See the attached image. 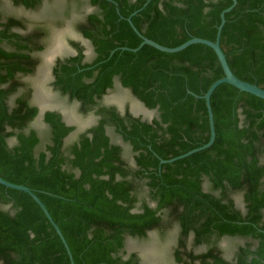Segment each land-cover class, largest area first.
<instances>
[{
	"label": "trees",
	"instance_id": "obj_1",
	"mask_svg": "<svg viewBox=\"0 0 264 264\" xmlns=\"http://www.w3.org/2000/svg\"><path fill=\"white\" fill-rule=\"evenodd\" d=\"M10 1L26 9L42 3ZM86 3L93 10L76 29L90 40L94 56L83 61V48L71 40L78 53L56 62L52 84L79 101L80 110L95 109L102 117L77 142L63 147L73 127L59 113L46 111L51 138L39 150V137L30 127L38 108L20 76L37 69L36 53L45 47L47 30L44 25L29 28L26 19L0 12V177L28 187L42 201L74 264H138L135 253L124 257V237L145 238L148 231L170 229L176 242L173 264H264V100L228 83L218 85L210 98L212 144L161 163L208 141L200 96L223 76L221 66L214 51L199 43L172 53L146 44L136 52L121 49L141 42L128 17L143 36L164 46L195 36L214 40L220 13L232 1ZM224 17L220 46L229 67L238 78L264 87V0H236ZM116 80L156 111L151 122L102 104ZM106 125L129 142L135 165L129 166L121 147L109 142ZM235 195L241 196L244 211L236 206ZM225 234L250 237L257 245L246 241L238 246L230 262L215 244ZM205 242L210 245L206 252L194 254V245ZM0 264H71L37 202L2 184Z\"/></svg>",
	"mask_w": 264,
	"mask_h": 264
},
{
	"label": "rangeland",
	"instance_id": "obj_2",
	"mask_svg": "<svg viewBox=\"0 0 264 264\" xmlns=\"http://www.w3.org/2000/svg\"><path fill=\"white\" fill-rule=\"evenodd\" d=\"M42 0V3L34 9H26L20 5H14L10 0H0V12L4 15H12L24 18L28 21L29 28H34L38 25H44L47 30V36L44 40L45 47L42 51L37 52L36 56L40 59V65L34 73L26 76H20V80L29 88H31L30 100L33 104L43 108H53L60 110L68 123H79L87 125L91 122V118H84L80 113L79 107L76 103L71 102L66 97L60 96L52 91L50 86V64L56 54L69 53L67 48V40L76 37L78 31L76 23L88 11L93 10L86 0ZM85 1V2H84ZM80 4V5H79ZM68 12L69 16H66ZM60 23V24H59ZM62 45V46H61ZM61 46V47H60ZM85 59L90 61L93 57V52L87 46ZM102 102L108 104H117L119 106H129L132 112L136 114L143 113L145 116H151L152 111L147 110L142 103L130 94L127 89H124L116 80L112 89H110L102 98ZM82 117V118H81ZM31 127L36 129L40 136V144L37 149H41L47 140V131L43 127L41 120L37 117L31 122ZM79 129H76L67 138V142L71 140ZM111 135V133H110ZM114 140L117 137L112 136ZM13 138L8 139V143L12 144ZM126 157L131 156V151L127 147ZM236 203L241 206L242 199L240 195H235ZM172 229L165 233L151 232L144 239H127L125 248L127 251H134L144 259L150 256H160L166 258L165 262H171V249L173 247L171 242ZM240 239L229 238L221 242L224 253L229 257L233 254L234 248L240 243ZM200 251V249H196ZM169 262V263H170Z\"/></svg>",
	"mask_w": 264,
	"mask_h": 264
},
{
	"label": "flooded vegetation",
	"instance_id": "obj_3",
	"mask_svg": "<svg viewBox=\"0 0 264 264\" xmlns=\"http://www.w3.org/2000/svg\"><path fill=\"white\" fill-rule=\"evenodd\" d=\"M88 12H90V11H88ZM71 40H73L74 42H76L77 43V46L78 47H81V48H83V50H82V53H83V55H84V58H83V61H87L86 59H85V54H86V48H87V46L88 47H90L91 48V50H92V52H93V46H92V43L90 42V40H88L87 38H85L79 31H78V34H77V36L76 37H72V38H70V39H68L67 40V48L68 49H70L69 50V53L67 54V55H65V54H56L55 56H54V58H53V60H52V62H51V64H50V75H49V81L48 82H50V86L52 87V91L53 92H55L56 94H58V95H60V96H63V97H66L67 99H68V96L67 95H63L61 92H60V90L57 88V87H55L53 84H52V82H53V80H54V75H53V71H52V69H53V67L55 66V64H56V62L58 61V60H62V59H64V58H66V57H69V56H74V55H76L77 53H78V48H77V46H74L73 44H71ZM62 46V45H61ZM60 46V47H61ZM42 51V50H41ZM93 56H94V52H93ZM93 58V57H92ZM92 60V59H91ZM90 60V61H91ZM82 61V62H83ZM39 65H40V63H39ZM38 65V66H39ZM38 68V67H37ZM115 83V82H114ZM120 84V83H119ZM113 86H114V84H113ZM124 89H126V88H124ZM110 89H108L107 90V92L109 91ZM128 90V89H127ZM21 92V89H19V91H18V94ZM105 95H103L102 96V98L104 97ZM136 99V101H139L137 98H135ZM70 100V99H69ZM71 102H73V103H76L77 105H78V107H80V102L79 101H77V100H70ZM140 102V101H139ZM32 103V102H31ZM140 103H142V102H140ZM33 104V103H32ZM102 104L103 105H106V106H113V107H115V110H116V112L118 113V114H120V115H124V114H126V113H128V114H130V115H132V116H135V117H141V119L142 120H147L148 122H151L152 121V119H153V117L154 116H156V111H154V110H151V109H148L146 106H144L147 110H150V111H152L153 113H152V115L151 116H145L143 113H140V114H136V113H134V112H132V110L129 108V106H127V105H125V106H119V105H117V104H108V103H104V102H102ZM33 105H35V104H33ZM142 105H144L143 103H142ZM35 106H37V105H35ZM37 108H38V112H37V114L34 116V118H33V120H35L37 117H39L40 118V120H41V123H42V125H43V127H45V130L47 131V142L46 143H48V142H50V138H51V135L49 134L50 133V126H49V124L48 123H46V122H44V119H43V117H44V113L46 112V111H55V112H57V113H59L60 114V119H61V121L62 122H64L65 123V125H67V126H72L73 127V129L66 135V136H64L63 137V147H67L68 145H71V144H73L74 142H77L78 140H79V137H80V134L81 133H83V132H85V131H87L88 129H90L92 126H94V125H96L97 124V122H98V120L99 119H101V117L102 116H100L99 114H96L94 111H95V109H85V110H80V113L83 115L82 117H84V118H91V122L90 123H88L87 125H83V124H81V127H79L77 124H79V123H77V121H76V123H68L66 120H65V117H64V114L60 111V110H58V109H53V108H43V110H42V112H40V107L39 106H37ZM81 117V118H82ZM32 120V121H33ZM31 121V122H32ZM31 124V123H30ZM80 125V124H79ZM30 127H31V125H30ZM32 128V127H31ZM34 129V128H33ZM76 129H79L78 131H77V133L75 134V136H73L72 138H71V140L69 141V142H67V138L71 135V133H73ZM34 130H36V129H34ZM36 132H37V130H36ZM105 132H106V135L109 137V142L110 143H113V144H117V145H119L120 147H121V156H122V158L124 159V160H126L127 161V164L129 165V166H133V165H135V162H134V160H133V152H132V147H131V145L129 144V142H127V141H124L123 139H122V137L119 135V134H117L116 132H115V130H114V128L111 126V125H106L105 126ZM110 133H111V135H110ZM37 136L39 137V144H40V136H39V134H38V132H37ZM112 136H115V137H117L118 138V140H114L113 139V137ZM46 143H44V145L46 144ZM38 144V145H39ZM37 145V146H38ZM43 145V146H44ZM129 148V150L131 151L130 153H131V156L128 158V157H126V148ZM37 148V147H36ZM66 152V154H67V150L65 151ZM203 187L206 189L207 187H208V182L207 181H205L204 182V184H203ZM242 199V198H241ZM235 202H236V200H235ZM151 205L152 206H155V203H153V202H151ZM236 206L238 207V208H240L241 210H243L244 211V203H243V201H242V205L241 206H239L237 203H236ZM132 211H138V209H133ZM262 223H264V211H263V217H262ZM176 227V226H175ZM151 232H154V230H152V231H148L147 232V236L149 235V233H151ZM174 235H175V231L174 232H172L171 233V242H172V245L174 246L175 244H176V242H175V240L173 239L174 238ZM146 236V237H147ZM145 237V238H146ZM144 239V237H137V236H131V235H126L125 237H124V252H125V254H124V257L126 258V257H128L131 253H135V259L137 260V262H138V264H173L174 263V258H173V256H172V249H171V256H172V261L169 263V262H165V259L166 258H162V257H160V256H157V255H154V256H150V257H145L144 259H142V257L139 255V253H137V252H134V251H127V249L125 248V244H126V241H127V239ZM229 238H236V239H240L241 241H240V243L239 244H237L236 245V247L234 248V251H233V254L231 255V256H227L225 253H224V251H223V249H222V246H221V242H222V240H224V239H229ZM190 239H192V234H191V236H190ZM246 241H249V242H253V244H254V246L255 245H257V241L256 240H252V238H250V237H243V236H233V235H228V234H225V235H221L220 237H219V240L215 243L216 244V247H217V249L220 251V256L223 258V259H226V260H229L230 262H233V261H235L236 260V252H237V250H238V246H244V244H245V242ZM190 242H192V241H190ZM193 243V242H192ZM212 245H213V243L211 244V247H212ZM210 245H208L206 242L205 243H199V244H196V245H194V254H203V253H205L206 252V250L208 249V247H209ZM254 247H252V249H253ZM196 249H200V251H197ZM196 264H199L198 262H196Z\"/></svg>",
	"mask_w": 264,
	"mask_h": 264
},
{
	"label": "water",
	"instance_id": "obj_4",
	"mask_svg": "<svg viewBox=\"0 0 264 264\" xmlns=\"http://www.w3.org/2000/svg\"><path fill=\"white\" fill-rule=\"evenodd\" d=\"M232 4L230 6H228L227 8H225L223 11H221L220 13V21L219 24L217 25V29H216V35H215V39L214 40H210V39H206V38H202V37H191L188 40L184 41L183 43H181L180 45L174 46V47H168V46H164L162 44H159L158 42L149 39L145 36H143L132 24L130 17L127 18V20L129 21L130 25L132 26V28L134 29V31L140 36L141 38V42L138 44V46L134 47V48H128V47H121V49H126V50H130L132 52H136L137 50H139L143 45H150L158 50L164 51V52H177L180 51L184 48H186L187 46L191 45V44H204L206 46H209L215 53L217 60L221 66L222 72H223V76L216 79L214 82L211 83V85L207 88V90L200 96L204 99L205 101V106H206V110H207V118H208V125H209V138L208 141L206 143H204L203 145H200L199 147H196L194 149H191L185 153H182L178 156L175 157H171L169 159H161L160 162L161 163H166V162H172L176 159L188 156L190 154H192L193 152H196L198 150H201L203 148H206L208 146H210L214 140L215 137V129H214V121H213V114H212V109H211V105H210V98L211 95L213 93V91L215 90V88L222 84V83H228L230 85H232L233 87L239 89L240 91H244L250 94H253L257 97H260L264 100V87H261L257 84L254 83H250L247 82L245 80H242L240 78H238L231 70V68L228 65L226 56L220 46V34H221V30L222 27L225 23V17L224 14L228 11H230L232 9V7L236 4V0H231ZM134 14V13H132ZM114 52L111 51L110 54H112ZM43 109H40V112H42ZM0 184L6 186V187H10L13 189H17V190H21L24 191L26 193H28L36 202L37 204L40 206V208L42 209L43 213L45 214V216L47 217L48 221L51 223V225L53 226V228L55 229L56 233L58 234L59 238L61 239L67 253L68 256L70 258L71 264H74L73 260H72V256H71V252L70 249L67 245V242L62 234V232L60 231L58 225L54 222L53 218L51 217L50 213L48 212V210L46 209V207L44 206V204L42 203V201L36 196V194L30 190L28 187L22 185V184H15V183H11L5 179H3L2 177H0Z\"/></svg>",
	"mask_w": 264,
	"mask_h": 264
}]
</instances>
